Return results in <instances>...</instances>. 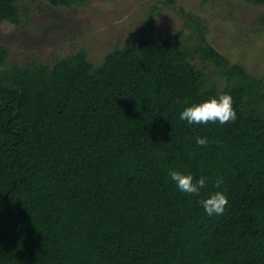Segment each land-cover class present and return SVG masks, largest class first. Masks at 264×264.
Listing matches in <instances>:
<instances>
[{
  "label": "trees",
  "instance_id": "trees-1",
  "mask_svg": "<svg viewBox=\"0 0 264 264\" xmlns=\"http://www.w3.org/2000/svg\"><path fill=\"white\" fill-rule=\"evenodd\" d=\"M180 14L194 46L183 30L156 41L150 17L98 65L85 49L7 63L0 44V264H264V79L210 46L199 17ZM3 22L20 24L17 0H0ZM210 65L221 84H209ZM221 94L235 122L180 119ZM170 171L208 179L188 195ZM218 191L228 205L210 217L199 201Z\"/></svg>",
  "mask_w": 264,
  "mask_h": 264
},
{
  "label": "rangeland",
  "instance_id": "rangeland-1",
  "mask_svg": "<svg viewBox=\"0 0 264 264\" xmlns=\"http://www.w3.org/2000/svg\"><path fill=\"white\" fill-rule=\"evenodd\" d=\"M17 1L20 24H0V44L9 50L7 63H53L85 49L88 60L98 65L107 52L137 41L150 17L156 41L183 30L186 42L194 46L196 29L185 25L183 10L201 19L206 42L231 64L264 79V6L245 0H85L57 8L48 0ZM193 62L203 67L198 58ZM205 71L209 84L222 83L215 67Z\"/></svg>",
  "mask_w": 264,
  "mask_h": 264
},
{
  "label": "clouds",
  "instance_id": "clouds-1",
  "mask_svg": "<svg viewBox=\"0 0 264 264\" xmlns=\"http://www.w3.org/2000/svg\"><path fill=\"white\" fill-rule=\"evenodd\" d=\"M179 102V101H178ZM234 101L230 95L221 94L219 97L195 104L185 108L181 113L180 119L187 121L189 124H208L209 122L226 124L235 122L237 119L236 110L233 107ZM166 118V117H165ZM197 145L207 146L209 141L206 138H196ZM171 180L174 181L178 189L188 195H198L206 185L207 177L201 176L194 181L191 174H183L179 171H170ZM223 183L222 179H217L215 186L217 188ZM199 203L203 206L208 216L223 215L228 198L224 192H215L207 199H202Z\"/></svg>",
  "mask_w": 264,
  "mask_h": 264
}]
</instances>
